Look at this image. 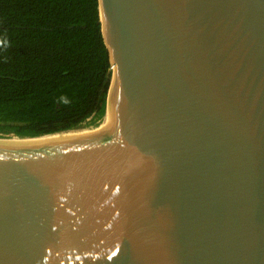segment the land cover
<instances>
[{
    "label": "water",
    "instance_id": "95a60500",
    "mask_svg": "<svg viewBox=\"0 0 264 264\" xmlns=\"http://www.w3.org/2000/svg\"><path fill=\"white\" fill-rule=\"evenodd\" d=\"M97 3L104 117L0 137V264H264V0Z\"/></svg>",
    "mask_w": 264,
    "mask_h": 264
},
{
    "label": "trees",
    "instance_id": "16d2710c",
    "mask_svg": "<svg viewBox=\"0 0 264 264\" xmlns=\"http://www.w3.org/2000/svg\"><path fill=\"white\" fill-rule=\"evenodd\" d=\"M110 73L97 0H0V137L101 120Z\"/></svg>",
    "mask_w": 264,
    "mask_h": 264
},
{
    "label": "bare ground",
    "instance_id": "6f19581e",
    "mask_svg": "<svg viewBox=\"0 0 264 264\" xmlns=\"http://www.w3.org/2000/svg\"><path fill=\"white\" fill-rule=\"evenodd\" d=\"M103 117H102V119H103ZM87 130H90V129H86V130H75V129L73 130V129H70V130H66V131H60V132H55V133H50V134L42 135V136H39V137L34 138V139H24V141L35 140V139H40V138L49 137V136H56V135H67V134L81 133V132H85Z\"/></svg>",
    "mask_w": 264,
    "mask_h": 264
},
{
    "label": "rangeland",
    "instance_id": "374dc122",
    "mask_svg": "<svg viewBox=\"0 0 264 264\" xmlns=\"http://www.w3.org/2000/svg\"><path fill=\"white\" fill-rule=\"evenodd\" d=\"M100 122L99 121H92V119H87L85 122H83L82 124H80L78 127L74 128L75 130H86V129H91L93 127H95L96 125H98ZM73 129V130H74ZM12 137V136H9Z\"/></svg>",
    "mask_w": 264,
    "mask_h": 264
}]
</instances>
